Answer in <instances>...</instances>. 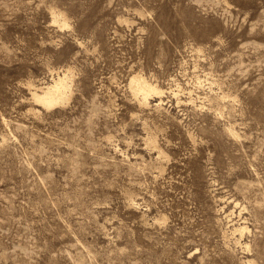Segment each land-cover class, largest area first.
<instances>
[{"label":"rangeland","instance_id":"1","mask_svg":"<svg viewBox=\"0 0 264 264\" xmlns=\"http://www.w3.org/2000/svg\"><path fill=\"white\" fill-rule=\"evenodd\" d=\"M0 264H264V0H0Z\"/></svg>","mask_w":264,"mask_h":264},{"label":"bare ground","instance_id":"2","mask_svg":"<svg viewBox=\"0 0 264 264\" xmlns=\"http://www.w3.org/2000/svg\"><path fill=\"white\" fill-rule=\"evenodd\" d=\"M145 81L141 82V86H143V87L149 86V84H147ZM63 84H64L63 79L60 78L59 81H56L54 84L48 86L47 90L40 97L47 102L53 101L54 98L56 97V95H58L59 93L62 92V85ZM154 88H155V90L158 89L156 86ZM36 95H38V94H36ZM246 227H247L246 225H242V226L239 225L238 227L237 226L235 227V230H240L241 232H243L246 229Z\"/></svg>","mask_w":264,"mask_h":264}]
</instances>
